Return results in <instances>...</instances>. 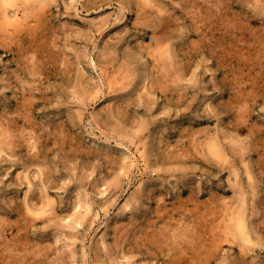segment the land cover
Returning a JSON list of instances; mask_svg holds the SVG:
<instances>
[{"label": "rangeland", "instance_id": "rangeland-1", "mask_svg": "<svg viewBox=\"0 0 264 264\" xmlns=\"http://www.w3.org/2000/svg\"><path fill=\"white\" fill-rule=\"evenodd\" d=\"M2 1L0 264H264V0H50L19 27Z\"/></svg>", "mask_w": 264, "mask_h": 264}, {"label": "bare ground", "instance_id": "bare-ground-1", "mask_svg": "<svg viewBox=\"0 0 264 264\" xmlns=\"http://www.w3.org/2000/svg\"><path fill=\"white\" fill-rule=\"evenodd\" d=\"M2 1V0H1ZM14 1V0H13ZM22 1V0H21ZM27 1H29V0H27ZM50 0H32V1H29V2H26V0H24L23 2H25V4H26V6L24 7V13H23V15H22V17H18L17 16V18H15V19H10L11 17H9V19L8 18H4L3 20H6V22L5 23H8V25L10 24H13V26L15 25L16 27H19V25H21L23 22H25L26 20H29L30 18H32V17H30V18H28L29 16H30V14H31V12H30V10H32L34 7H33V5L34 4H38V3H40V4H42V6L43 5H45L47 2H49ZM206 1V0H205ZM3 2V1H2ZM2 2H1V4H2ZM5 2L8 4V3H12V4H17L18 3V1H16V2H12V1H10V0H8V1H6L5 0ZM4 2V3H5ZM141 2H142V0H141ZM147 2H148V0L145 2L146 4H147ZM207 2V1H206ZM260 2H262V1H260ZM144 3V4H145ZM7 4H5V7H6V5ZM11 4V5H12ZM143 4V3H142ZM151 4V3H150ZM256 4H257V2H256ZM49 5V4H48ZM152 5V4H151ZM154 5H156V4H154ZM263 5H264V3H263ZM14 6H16V5H14ZM19 6V5H18ZM22 6V5H21ZM146 6V5H145ZM147 6H149V5H147ZM158 6L160 7V5L158 4ZM190 7H191V5H189ZM258 6V5H257ZM3 6H1V8H2ZM10 7V6H9ZM39 7V6H38ZM152 7H153V5H152ZM262 7V6H261ZM264 7V6H263ZM18 8V7H17ZM30 8H32V9H30ZM36 8V7H35ZM34 8V10H37V9H35ZM49 8V7H48ZM7 9V8H6ZM11 9H13V7L11 6ZM10 9V10H11ZM152 9V8H151ZM154 9V8H153ZM156 9V8H155ZM162 9V8H161ZM198 10H199V8H197ZM1 10V9H0ZM3 10V9H2ZM2 10L0 11V12H2ZM21 10V9H20ZM40 10V9H39ZM39 10H37V11H39ZM48 10V9H47ZM18 11V10H17ZM36 11V12H37ZM144 11V10H143ZM156 11V10H155ZM158 11H160L159 9H158ZM200 11H202V10H200ZM33 12V11H32ZM40 12V11H39ZM161 12V11H160ZM165 12V11H164ZM167 12V11H166ZM203 12V11H202ZM3 13V12H2ZM2 13H1V15H2ZM10 13V12H9ZM14 13H15V11H14ZM22 13V12H21ZM41 13V12H40ZM35 14V13H34ZM37 14V13H36ZM163 14H165V13H163ZM204 14V13H203ZM3 15H4V13H3ZM16 15V14H15ZM19 15H20V13H19ZM43 15V14H42ZM162 15V14H161ZM194 15H196V14H194ZM8 16H10V15H8ZM40 16V15H39ZM200 16V15H199ZM13 17V16H12ZM195 17V16H194ZM203 17V16H202ZM36 18H38V17H36ZM162 18V17H161ZM198 18V17H197ZM1 19V18H0ZM139 19V18H138ZM38 20V22H39V20L40 19H37ZM149 20V19H148ZM2 21V20H1ZM0 21V22H1ZM33 22V21H32ZM37 22V23H38ZM141 23H142V21H140ZM176 22V21H175ZM4 23V24H5ZM27 23V22H26ZM37 23H35V24H37ZM199 23H200V21H199ZM199 23H197V24H199ZM29 24H30V21H29ZM180 24V23H179ZM22 25H24V24H22ZM26 26L28 25V24H25ZM34 25V24H33ZM39 25V24H38ZM37 25V26H38ZM196 25V24H195ZM204 25V24H203ZM5 26V25H4ZM32 26V25H31ZM42 26V25H41ZM24 27V26H23ZM23 27H22V29H23ZM39 27V26H38ZM2 28V27H1ZM4 28V27H3ZM40 28V27H39ZM179 28V27H178ZM205 28V27H204ZM7 29V28H6ZM14 29V28H13ZM24 29H25V27H24ZM23 29V30H24ZM31 29V28H30ZM156 29V28H155ZM195 29V28H194ZM9 30H11V29H9ZM34 30V29H33ZM177 30V29H176ZM181 30V29H180ZM4 31V30H3ZM25 31V30H24ZM43 31V30H42ZM13 32H15V31H13ZM17 32V31H16ZM158 35H157V38H156V47H155V49L153 50L154 52H155V55H156V57L158 58V59H160L161 61H162V67L163 68H166V70L168 71V76H170V78H171V81H177L178 79H180V76L178 75V69L177 70H175V67H174V62H173V60H172V49H170L171 47L169 46V45H164L165 43H163V42H165L169 37H165L164 36V34L166 33V31L164 30V28L162 27V28H160V29H158ZM206 32V31H205ZM12 34H14V33H12ZM34 34V33H33ZM9 35V34H8ZM15 35V34H14ZM214 35V34H213ZM16 36V35H15ZM22 36H24V35H22ZM29 36V35H28ZM154 36V35H153ZM156 36V35H155ZM215 36V35H214ZM10 37H11V35H10ZM20 37V36H19ZM13 39V38H12ZM19 39V38H18ZM24 39H25V37H24ZM10 40V39H9ZM21 40V39H20ZM175 41V40H174ZM3 43V42H2ZM6 43V42H5ZM18 43H19V41H18ZM162 43H163V45L164 46H166V47H162ZM1 44V43H0ZM4 44V43H3ZM13 44V43H12ZM11 44V45H12ZM19 45V44H18ZM20 45H22V43H20ZM20 45H19V48H20ZM243 45V44H242ZM16 46V45H15ZM148 46V45H147ZM150 46V45H149ZM5 47V46H4ZM9 47V46H8ZM242 47V46H241ZM245 47V46H244ZM17 48V47H16ZM22 48V47H21ZM20 48V49H21ZM240 48V47H239ZM148 49V48H147ZM146 49V50H147ZM150 49H151V47H150ZM13 50V49H12ZM23 50V49H22ZM17 51H20V50H18L17 49ZM153 51H151V53L153 52ZM14 52V51H13ZM243 52V51H242ZM22 53V52H21ZM150 53V52H149ZM174 53V52H173ZM248 53V52H247ZM20 55H22V54H20ZM243 55V54H242ZM152 56H154V55H152ZM250 56V55H249ZM23 59V58H22ZM243 59H244V57H243ZM246 59V58H245ZM24 60V59H23ZM34 60V59H33ZM20 61V60H19ZM125 61V60H124ZM124 61H123V63H124ZM243 61V60H242ZM253 61V60H252ZM32 62H34V61H32ZM110 62H111V60H110ZM126 62H127V60H126ZM244 62H245V60H244ZM18 63V62H17ZM28 63V59L26 60V64ZM36 63V62H35ZM160 63V62H159ZM176 63V62H175ZM34 64V63H33ZM32 64V65H33ZM69 64H71V63H69ZM126 65H127V63H125ZM124 64V65H125ZM156 64V63H155ZM250 64V63H249ZM21 65H22V63H21ZM31 65V66H32ZM107 64H105V66H106ZM128 65H129V63H128ZM154 65V64H153ZM176 65V64H175ZM178 65V64H177ZM252 65V64H251ZM20 66V65H19ZM23 66V65H22ZM29 66V65H28ZM31 66H29V67H31ZM33 66H35V64L33 65ZM110 66V65H109ZM123 66V65H122ZM130 66V65H129ZM179 66V65H178ZM121 67V66H120ZM177 67V66H176ZM20 68V67H19ZM39 68V67H38ZM128 68V67H127ZM158 68H159V66H158ZM157 68V69H158ZM180 68V67H179ZM30 69V68H29ZM31 69H32V67H31ZM34 69V68H33ZM32 69V70H33ZM107 69H108V66H107ZM129 69V68H128ZM181 69V68H180ZM243 69V68H242ZM253 69V68H252ZM131 70V69H130ZM129 70V71H130ZM155 70V69H154ZM162 70V69H161ZM26 71V70H25ZM156 71V70H155ZM166 71V72H167ZM30 72H32V71H30ZM39 72V71H38ZM125 72V71H124ZM164 72V71H163ZM16 73H18V71L16 70ZM37 73V71H35V74ZM126 73V72H125ZM162 73V72H161ZM182 73V72H181ZM23 74V73H22ZM28 74V73H27ZM38 74V73H37ZM131 74V73H130ZM167 75H165L166 77H168ZM23 76V75H22ZM122 76V75H121ZM164 76V75H163ZM16 77V76H15ZM19 77V76H18ZM18 77H16V78H18ZM30 77V76H29ZM32 77V76H31ZM127 77V76H126ZM159 77V76H158ZM160 77H162L161 75H160ZM24 78V77H23ZM129 78V77H128ZM169 78V77H168ZM169 78V79H170ZM20 79V78H19ZM31 79V78H30ZM110 79H111V77H110ZM121 79V78H120ZM123 79H124V77H123ZM123 79H121V80H123ZM162 79H163V77H162ZM161 79V80H162ZM165 80H166V78H164ZM38 80V79H37ZM112 80V79H111ZM117 80V79H116ZM181 80V79H180ZM183 80V79H182ZM24 81L26 82V80H25V78H24ZM41 81V80H40ZM170 81V80H169ZM168 81V82H169ZM21 82L23 83V81L21 80ZM167 82V81H166ZM167 82V83H168ZM178 82V81H177ZM28 83V82H27ZM26 83V84H27ZM159 83V82H158ZM173 83L174 82H172V85H173ZM33 84H34V81H33ZM114 84H116L115 82H114ZM119 84V83H118ZM41 85H43V84H41ZM117 85V84H116ZM165 85V84H164ZM170 85V84H169ZM26 86V85H25ZM36 86V85H35ZM122 86H124V85H121V87ZM152 86H153V84H152ZM32 87V86H31ZM157 87H160V86H157ZM166 87V86H165ZM179 87V86H178ZM27 88V87H26ZM174 88V87H173ZM172 88V89H173ZM22 89V88H21ZM156 89H158V88H156ZM40 90V89H39ZM116 90V89H115ZM19 91V90H18ZM22 91V90H21ZM42 91V90H41ZM155 91V90H154ZM24 92V91H23ZM44 92V91H43ZM175 93V92H174ZM41 94V93H40ZM21 95V94H20ZM44 95V94H43ZM43 95H42V97H43ZM24 97H26L25 96V94H24ZM41 97V96H40ZM178 97H180V96H178ZM183 97V96H182ZM244 97V96H243ZM35 99V98H34ZM34 99H33V101H34ZM21 100V99H20ZM24 100V99H23ZM22 100V101H23ZM179 100V99H178ZM250 100V99H249ZM180 101V100H179ZM243 102H244V100H242ZM18 102V101H17ZM35 102V101H34ZM248 102V101H247ZM21 103V102H20ZM244 103H246V102H244ZM20 107V106H19ZM23 111V110H22ZM246 112V111H245ZM2 113V112H1ZM26 113V112H25ZM30 113V112H29ZM12 114V113H11ZM10 114V115H11ZM31 114V113H30ZM33 114V113H32ZM16 115V114H15ZM19 115V114H18ZM25 115H27V114H25ZM25 115H24V117H25ZM7 116V115H6ZM13 116V115H12ZM243 116V115H242ZM3 117V116H2ZM16 117V116H15ZM30 117V116H29ZM246 117V116H245ZM0 118H1V116H0ZM27 119V118H26ZM5 120V119H4ZM16 122V121H15ZM0 125H2V124H0ZM6 126V125H5ZM7 127V126H6ZM34 127V126H33ZM39 127V126H38ZM2 128H4V129H6L7 130V128H5L3 125H2V127H1V129ZM27 128V127H26ZM0 129V130H1ZM34 129V128H33ZM6 130H1L2 132L1 133H5V134H7V132H6ZM8 131V130H7ZM33 132V131H32ZM32 132H30V134L32 133ZM209 133V132H208ZM4 134V135H5ZM8 134H10V132H8ZM4 135L2 136V137H4ZM13 135V134H12ZM32 135V134H31ZM37 135V134H36ZM199 136V135H198ZM206 136H208V135H206ZM211 136V135H210ZM226 136V135H225ZM2 137L0 138V139H2ZM5 137H6V135H5ZM4 137V138H5ZM14 137V136H13ZM203 137V136H202ZM220 137V136H219ZM11 138V137H10ZM31 139H33V137H30ZM35 138H37V137H35ZM221 138V137H220ZM197 139V138H196ZM230 139V138H229ZM5 141H6V138L4 139ZM9 140V139H8ZM13 140V139H12ZM201 139L199 138V140L198 141H200ZM2 142H4L3 140H1ZM29 141V140H28ZM35 141H37V139H35ZM34 141V142H35ZM205 141V140H204ZM228 141H230V140H228ZM232 141H233V139H232ZM9 142H12V141H10L9 140ZM235 142V141H234ZM32 143H33V141H32ZM36 143V142H35ZM202 143V142H201ZM207 143V142H206ZM17 144V143H16ZM39 144V143H38ZM203 144H205V143H203ZM4 145V144H3ZM5 145H8V143L7 144H5ZM14 145V144H13ZM32 145V144H31ZM37 145V144H36ZM200 145V144H199ZM17 146V145H16ZM201 146H203V145H201ZM206 146H208V152H209V154H212V156L214 155V156H216L218 159H222V160H226L227 158H225V157H227V156H225V154H224V151H225V148L223 149V146H222V144H221V142H220V140H219V138L218 137H213V136H211L210 138H209V141H208V143H207V145ZM2 147V146H1ZM12 147V146H11ZM34 147L36 148V146L34 145ZM32 148V147H31ZM242 148V147H241ZM14 149V148H13ZM203 150V149H202ZM204 150H205V148H204ZM244 150V149H243ZM15 151V150H14ZM207 153V152H206ZM242 153H244V152H242ZM202 155H203V153H202ZM213 156V157H214ZM241 156H243V155H241ZM213 157H212V159H213ZM217 158H215V159H217ZM210 159V158H209ZM221 160V161H222ZM225 163V162H224ZM231 164V163H230ZM222 165V164H221ZM228 165V164H227ZM236 170V169H235ZM247 170V169H246ZM47 171V170H46ZM237 171V170H236ZM251 171V170H250ZM238 172V171H237ZM47 173V172H46ZM45 173V174H46ZM27 176V175H26ZM25 176V177H26ZM27 178V177H26ZM238 178V177H237ZM240 179V178H239ZM252 181V180H251ZM241 182V181H240ZM235 183H237V182H235ZM240 184V183H239ZM235 185V184H234ZM237 186V185H236ZM238 188V187H237ZM242 188V187H241ZM241 188L240 189H238L239 191L241 190ZM237 190V189H236ZM237 190V191H238ZM243 190H241L240 191V193L242 192ZM245 191V190H244ZM244 193H246V192H244ZM244 193H242V194H244ZM236 195V194H235ZM244 195H246V194H244ZM238 196V195H237ZM243 196V195H242ZM241 195H240V197H242ZM236 197V196H235ZM239 197V196H238ZM247 197V196H246ZM246 197H242V202H238V203H232L230 206H229V209H231V211L230 212H228L227 210V212H228V221H226V223L225 224H227L226 226H227V228H228V230H225L224 229V231L226 232V235H228V239H230L229 238V236H233L235 239H238V240H241V242H242V245H244V247L245 248H251V244H254L255 242H253L252 240V237L250 236V233H249V231H248V226H247V221H246V219H247V206H246V201L248 200V199H246ZM48 198V197H47ZM49 198H50V196H49ZM46 199V198H45ZM240 199V198H239ZM47 201H44V204H42L43 205V207H44V205H45V207H47V208H44L43 209V211H42V213L44 214V213H48L49 211L50 212H52L53 211V207H54V203H53V201H52V199L50 198V199H46ZM230 200V199H229ZM229 203V202H228ZM225 204V203H224ZM225 205H227V204H225ZM228 206V205H227ZM226 206V207H227ZM55 209V208H54ZM52 210V211H51ZM226 211H225V213H226ZM38 213V212H37ZM39 213H41V211L39 212ZM227 214V213H226ZM224 218V217H223ZM224 221H225V219H224ZM225 226V225H224ZM237 240V241H238ZM235 241V240H234ZM244 249V248H243ZM180 250V251H179ZM246 250V249H245ZM249 250V249H248ZM175 252L176 253H174V256L172 257V260H170V263L171 264H188V257L186 256V253L183 251V249H181V248H176V250H175Z\"/></svg>", "mask_w": 264, "mask_h": 264}]
</instances>
